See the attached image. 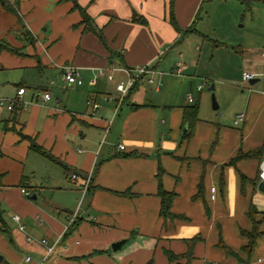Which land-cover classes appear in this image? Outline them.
<instances>
[{
	"label": "crops",
	"instance_id": "obj_1",
	"mask_svg": "<svg viewBox=\"0 0 264 264\" xmlns=\"http://www.w3.org/2000/svg\"><path fill=\"white\" fill-rule=\"evenodd\" d=\"M253 2L174 0L180 32L169 19L170 0H0V98L25 88L22 104L0 108V264H47L55 252L68 264H264V233L251 256L242 233L253 228L251 206L264 231V89L253 87L263 74L264 27L241 30L244 18L238 26ZM77 5L104 41L85 29ZM233 61L241 79L258 74L252 87L228 83L242 94L233 126L199 118L184 139V107L194 105V82L184 72L203 66L227 75ZM65 65L78 68L82 84L67 82ZM142 65L153 74L118 104L125 69ZM103 68L114 80L98 75ZM240 153L256 155L233 163ZM160 184L176 194L174 218L160 214ZM94 250L104 252L73 258Z\"/></svg>",
	"mask_w": 264,
	"mask_h": 264
},
{
	"label": "rangeland",
	"instance_id": "obj_2",
	"mask_svg": "<svg viewBox=\"0 0 264 264\" xmlns=\"http://www.w3.org/2000/svg\"><path fill=\"white\" fill-rule=\"evenodd\" d=\"M253 3L256 4L254 5L253 13L248 10L247 13L243 11L241 14V18L238 22V26H241V24H243L242 18H244L245 24H246V27H241V30H244L249 26H250V29L252 30H255L256 27H260V25L264 27V5L257 6L258 4L257 1ZM244 13H246L245 15L246 19L243 16ZM231 65L235 68L234 70H231L232 73H229L227 75H224L223 73H219L216 71L214 72L210 71L211 74H208V72L204 69L203 66H200L201 67L200 72H198L196 75L190 72L188 73L184 72V77H187V78L189 77L193 79V82H194L193 84L194 88L192 89L193 91H191L193 94L192 95L193 101L191 103H189L188 101L187 102L189 104H197V103L199 104V118L203 122L211 123V124L213 123V124H224L226 126H233V119L235 116L234 114L235 100L240 98L242 94L239 93L241 88H239V92H237V90L231 89L232 87H230L228 83L231 80V82L236 83L237 85L239 83V85H241L242 88L252 87V86L250 85L249 80L243 81V79H241L242 69L237 67V63L236 62L234 63L233 61ZM261 72H263V74L259 76L260 80L256 82L253 85V87H260L261 85V89H264V68L262 66L260 67L259 73L261 74ZM199 84L204 86L201 94H198L194 91V89ZM212 84L215 85V89L213 91L209 90V87ZM170 85H174L175 87V84H173L172 82L170 83ZM160 87H161L160 96H163V93H165L166 89L164 88L163 83L160 85ZM174 91L175 89H173L172 95L175 93ZM213 94L215 95L217 104L219 105L217 109L213 107V98H212ZM31 195L27 197L29 200H32L30 199ZM27 255L32 256L31 252H26L23 254L24 257H26ZM57 258L60 259V262L55 261V259ZM68 261L70 262V260ZM86 261L90 263L89 259ZM47 264H68V263H67V260L61 256L60 252H55L51 256Z\"/></svg>",
	"mask_w": 264,
	"mask_h": 264
},
{
	"label": "trees",
	"instance_id": "obj_3",
	"mask_svg": "<svg viewBox=\"0 0 264 264\" xmlns=\"http://www.w3.org/2000/svg\"><path fill=\"white\" fill-rule=\"evenodd\" d=\"M244 2L247 3L248 6H250V2L251 1H257V0H243ZM258 1H262V0H258ZM78 6V5H77ZM79 9L81 10V14L83 17L82 23L86 24V28L87 30H90L92 32H95L98 34V37L100 38V40L104 41V38L102 36V34L96 30L95 26L92 24V19L91 17L83 10L81 9L80 6H78ZM169 19L171 24L178 30V31H182V29L180 28V26L177 24V21L175 19L174 16V0H170L169 3ZM136 21H140V22H144L146 23V21L143 18H136ZM190 30V29H189ZM222 43H218L215 42V45H219ZM136 86V85H135ZM134 89V87L132 88ZM131 89V90H132ZM183 120H184V126L188 125V131L183 135L184 139H188L191 136V130L192 128L196 125L197 121L199 120V104H194V105H189V106H185L184 107V115H183ZM31 144L30 147L32 150L38 152L39 154L54 160L53 155L47 151L44 147L38 145L35 141L30 140ZM256 155V153H240L238 154L237 158L233 160V163H235L238 159L240 158H244L247 156H254ZM162 174V170L160 168L158 177L160 179ZM242 178V185L246 180V177L244 175H241ZM1 180H2V174H0V184H1ZM244 187V185H243ZM158 195L161 197V210H160V214L161 216L166 219V218H174V214L171 212V204L172 201L175 197V193L174 192H168L166 191L160 184L159 186V191H158ZM259 211L257 210V208L255 206H251L250 212H249V216L251 217L252 221H253V228L250 231H246V230H242V233L248 238V244L243 248L244 251L247 252V254L249 256L252 255L255 246L257 244V240L259 239L260 236L263 235L264 231L260 230V225H261V221L263 218L261 219H257L256 218V214H258ZM2 216V210L0 208V217ZM75 228V223H72L71 226L68 227L67 232H72ZM225 249L227 250L228 253L231 254H235L229 247L224 246ZM104 252V250H94L93 252H91L88 255L85 256H76L73 257L75 260H81L83 258H92L95 257L97 255H100ZM168 257L170 259H173L174 257H176L174 254H172L171 252L168 253ZM151 264V261L148 263Z\"/></svg>",
	"mask_w": 264,
	"mask_h": 264
},
{
	"label": "built area",
	"instance_id": "obj_4",
	"mask_svg": "<svg viewBox=\"0 0 264 264\" xmlns=\"http://www.w3.org/2000/svg\"><path fill=\"white\" fill-rule=\"evenodd\" d=\"M263 67H264V63H263ZM125 72L128 75V79L125 82H120L116 84V90H117V99H118V104L122 103L124 98L126 97V95L128 94V92L137 84V82L144 77L147 74H153V68H151L148 65H142V66H137L135 68H126ZM177 73L180 74L181 73V69L179 68L177 70ZM63 75L65 77V79L67 80V82H69L70 84H82L83 83V79L80 76V73L78 71V68L74 65H65L63 67ZM98 75L100 76H106L109 80H114V77L112 75V73H109L106 69H100L98 71ZM256 76H258V74L256 72H249L246 71L243 73V79L245 81L247 80H252L254 79ZM150 82H154V79L151 77L149 79ZM203 88V85L199 84L197 86V90L201 91ZM18 96L16 98H13L11 100H6L4 98H0V108H3L5 106H7V108L12 109L16 104H22L23 100H22V96L25 93V88H20L18 90ZM45 99H49L50 98V94L46 93L44 95ZM188 99L190 102L193 101V96L190 95L188 96ZM88 105H91L95 110H97L99 108V104L97 102H95L94 99L89 98L88 99ZM243 120V115H240L238 117V119L236 120V122H239ZM120 148H124L123 145L120 146ZM264 161L261 164V172H260V177L264 178ZM75 177V176H74ZM22 192L24 194H29V192L26 189H22ZM212 192H215V188H212ZM212 198H215V194L212 195ZM16 218H18V216H16ZM23 228V227H21ZM42 243L46 244L47 241L46 240H42ZM53 251V248H49L48 249V253H51Z\"/></svg>",
	"mask_w": 264,
	"mask_h": 264
},
{
	"label": "water",
	"instance_id": "obj_5",
	"mask_svg": "<svg viewBox=\"0 0 264 264\" xmlns=\"http://www.w3.org/2000/svg\"><path fill=\"white\" fill-rule=\"evenodd\" d=\"M254 79L250 80V83L253 84L254 83ZM215 89V86L214 84H212L210 87H209V90L213 91ZM212 98H213V107L215 109H217L219 106L217 104V101H216V98H215V95L213 94L212 95ZM187 129H188V125H185L184 128H183V131L182 133L185 134L187 132ZM258 190L263 192L264 193V178L261 179V181L259 182L258 184ZM35 198V196H34ZM127 242V239H123V240H120V241H117L115 243L112 244V249L113 251H117L119 249L122 248V246ZM0 259H1V256H0Z\"/></svg>",
	"mask_w": 264,
	"mask_h": 264
},
{
	"label": "bare ground",
	"instance_id": "obj_6",
	"mask_svg": "<svg viewBox=\"0 0 264 264\" xmlns=\"http://www.w3.org/2000/svg\"><path fill=\"white\" fill-rule=\"evenodd\" d=\"M263 168H264V165H263Z\"/></svg>",
	"mask_w": 264,
	"mask_h": 264
}]
</instances>
